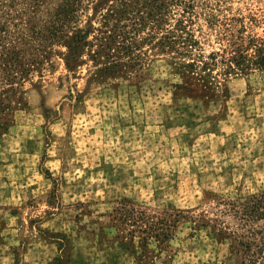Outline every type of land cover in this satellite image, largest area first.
<instances>
[{"label": "rangeland", "instance_id": "rangeland-1", "mask_svg": "<svg viewBox=\"0 0 264 264\" xmlns=\"http://www.w3.org/2000/svg\"><path fill=\"white\" fill-rule=\"evenodd\" d=\"M194 3L205 51L217 47L216 28L205 24L208 11L221 20L264 6ZM4 8L0 37L10 38L23 14L21 5ZM30 44L15 49L29 59ZM65 50L54 46L28 72L0 81V264H49L61 237L67 264H146L96 222L107 220L102 214L122 197L189 209L207 222L192 233L180 225L171 258L155 264H263L258 254L256 261L233 256L230 239L211 231L257 228H243L225 209L229 199L264 190V70L221 81L206 99L173 88L177 77L162 56L116 84H100L89 79L88 60L71 73Z\"/></svg>", "mask_w": 264, "mask_h": 264}, {"label": "trees", "instance_id": "trees-1", "mask_svg": "<svg viewBox=\"0 0 264 264\" xmlns=\"http://www.w3.org/2000/svg\"><path fill=\"white\" fill-rule=\"evenodd\" d=\"M0 5L5 11L21 5L23 14L19 23L12 24L16 34L0 37V65L6 71L0 81L28 72L29 65L40 64L54 46L66 48L65 64L71 73L90 61L89 79L100 84H116L113 79L126 78L153 57L162 56L177 77L173 88L206 99L215 95L221 81L264 70V6L221 20L208 11L205 24L216 28L217 47L205 51L195 34L194 0H0ZM6 25L0 24L2 33ZM31 42L29 59L15 49L17 43ZM229 200L225 211L238 218L243 228H257L238 234L212 227L211 233L230 239L233 256L247 254L248 260L256 261L253 256L258 254L264 264V190ZM102 216L107 220H97L99 228H110L111 237L130 249L137 263L146 264L171 258L170 242L180 225H189L192 233L207 224L200 213L189 209L152 207L126 197L117 199ZM61 238L58 254L49 264L69 261L70 251Z\"/></svg>", "mask_w": 264, "mask_h": 264}]
</instances>
